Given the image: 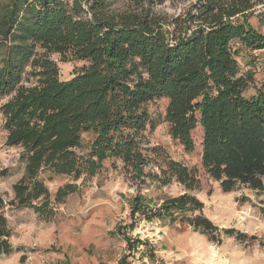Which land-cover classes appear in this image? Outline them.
Returning a JSON list of instances; mask_svg holds the SVG:
<instances>
[{
  "label": "trees",
  "instance_id": "obj_1",
  "mask_svg": "<svg viewBox=\"0 0 264 264\" xmlns=\"http://www.w3.org/2000/svg\"><path fill=\"white\" fill-rule=\"evenodd\" d=\"M262 4L194 0L172 21L145 8L116 13L111 0H9L2 6L0 114L5 145L20 149L24 172L12 185V199L0 193V255L12 252L7 207L32 208L47 218L54 204L80 190L66 183L51 199L43 173L84 181L117 159L140 182L149 177L161 186L175 181L187 191L198 189L194 167L157 147L149 149L152 159L144 152L143 133L155 125L144 106L156 99H167L163 120L186 152L194 147L192 130L201 126L202 167L223 192L262 190L264 92L243 95L248 79L239 74L231 46L238 40L243 48H264V35L248 22L249 11ZM49 53L86 64L61 80ZM85 134L91 135L86 142ZM151 162L158 172L146 171ZM202 209L183 192L164 199L157 215L215 240L219 229Z\"/></svg>",
  "mask_w": 264,
  "mask_h": 264
},
{
  "label": "rangeland",
  "instance_id": "obj_2",
  "mask_svg": "<svg viewBox=\"0 0 264 264\" xmlns=\"http://www.w3.org/2000/svg\"><path fill=\"white\" fill-rule=\"evenodd\" d=\"M8 1L0 0V8ZM111 2L116 13L145 8L160 21H172L183 15L194 0ZM263 12V4L256 5L249 11L248 22L264 35ZM163 25L172 29L168 22ZM231 46L236 51L239 74L248 79L243 95L252 97L264 92V48H243L238 40L231 41ZM48 56L56 62L61 80L69 79L86 64L57 53ZM167 103V99L161 98L145 104L155 125L144 131L142 147L151 159L154 154L149 149L157 147L163 155L194 167L200 183L198 189L187 191L175 181L161 186L149 177L140 182L117 159L106 160L99 171L84 181L43 173L41 178L51 199L66 183H76L80 190L54 204V213L47 218L32 208L7 207L12 252L1 254L0 264H264V178L260 191L240 186L223 192L202 167L201 126L192 130L194 147L186 152L168 133V124L163 120ZM2 122L0 114V193L10 200L12 185L22 177L24 167L20 149L5 145ZM83 138L86 142L91 135L85 134ZM148 169L158 172L152 162ZM183 192L203 203V215L219 229L215 240L178 220L157 215L164 199ZM137 205L132 216L131 210ZM223 229H233L244 236H226Z\"/></svg>",
  "mask_w": 264,
  "mask_h": 264
}]
</instances>
